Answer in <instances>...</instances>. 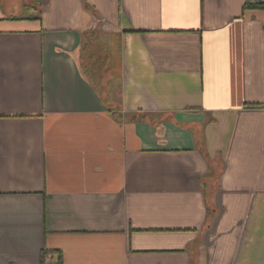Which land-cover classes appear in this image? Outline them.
<instances>
[{"label": "crops", "instance_id": "crops-1", "mask_svg": "<svg viewBox=\"0 0 264 264\" xmlns=\"http://www.w3.org/2000/svg\"><path fill=\"white\" fill-rule=\"evenodd\" d=\"M261 3L0 0V264H264Z\"/></svg>", "mask_w": 264, "mask_h": 264}, {"label": "trees", "instance_id": "trees-1", "mask_svg": "<svg viewBox=\"0 0 264 264\" xmlns=\"http://www.w3.org/2000/svg\"><path fill=\"white\" fill-rule=\"evenodd\" d=\"M248 7L251 8H261L264 9V3L261 4H252V5H247ZM102 58V57H100ZM103 59V58H102ZM49 252L47 250H43L42 255H41V264H45L46 261V256Z\"/></svg>", "mask_w": 264, "mask_h": 264}, {"label": "built area", "instance_id": "built-area-1", "mask_svg": "<svg viewBox=\"0 0 264 264\" xmlns=\"http://www.w3.org/2000/svg\"><path fill=\"white\" fill-rule=\"evenodd\" d=\"M50 257V253L47 254L46 258H49Z\"/></svg>", "mask_w": 264, "mask_h": 264}]
</instances>
